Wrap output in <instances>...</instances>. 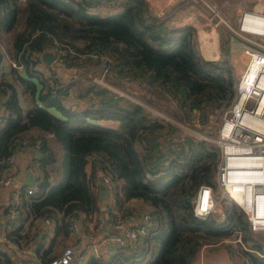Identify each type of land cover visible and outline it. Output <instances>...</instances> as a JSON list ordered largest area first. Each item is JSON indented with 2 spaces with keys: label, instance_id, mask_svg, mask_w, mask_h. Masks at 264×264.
Returning a JSON list of instances; mask_svg holds the SVG:
<instances>
[{
  "label": "trees",
  "instance_id": "trees-1",
  "mask_svg": "<svg viewBox=\"0 0 264 264\" xmlns=\"http://www.w3.org/2000/svg\"><path fill=\"white\" fill-rule=\"evenodd\" d=\"M166 21L150 12L147 0H0V41L17 66L0 72V170L8 166L6 155L26 141L38 151L39 180L34 192L20 191L15 219L4 233L20 248L32 240L41 264L56 257L50 247L67 235L69 216L81 229L92 225L91 239L107 233L104 211L123 220L132 215L129 200L147 205L150 224L105 257L90 253L71 264H192L203 245L224 248L233 264H264V248L233 203L221 199V218L214 211L202 218L192 212L197 187H215L217 144L137 102L179 121H189L196 109L199 122L213 127L231 101L230 34L220 30L223 55L204 60L192 27L172 28ZM53 40L69 50L60 86L49 82V64L41 57ZM102 67L104 80L132 99L93 79ZM53 142L60 145L59 160ZM108 186L112 202L101 209L99 192ZM36 219L52 221L47 248L38 241L42 232L35 236ZM236 236L240 243L232 241ZM5 244L0 264H21L17 249Z\"/></svg>",
  "mask_w": 264,
  "mask_h": 264
},
{
  "label": "built area",
  "instance_id": "built-area-1",
  "mask_svg": "<svg viewBox=\"0 0 264 264\" xmlns=\"http://www.w3.org/2000/svg\"><path fill=\"white\" fill-rule=\"evenodd\" d=\"M256 4L241 9L236 18L235 25L228 26L230 33L238 42H233L243 59L233 74V95L229 105L222 111L215 138H207L208 134H196L201 139L210 140L219 148V159L214 172L215 187L200 184L192 197V212L196 217H205L215 211L218 200L226 199L243 213L247 229L251 233L264 232V0H255ZM205 16L213 27H218L224 20L217 9L207 7ZM51 49L53 60L49 64V82L60 86L61 79L58 70L64 67L63 56L69 52L63 45L53 40ZM94 56V53H90ZM12 67H17L10 60ZM102 66V65H101ZM106 68L102 67L101 73L93 79L114 93L121 94L119 89L104 80ZM49 83V84H51ZM154 114L164 117L176 125V121L163 113L137 101ZM194 121V120H193ZM206 131V130H205ZM23 147L28 146L24 141ZM14 153L6 155L4 162L10 163ZM93 174L105 185L108 178L98 170ZM11 176H5L1 183L8 185ZM38 179L34 178L30 185L25 187L24 193L34 192L38 186ZM217 191L218 197L215 196ZM20 202V191L11 190L6 201V210L2 220V236L8 241L4 230L8 223L15 219ZM221 218V215H220ZM107 224L113 229L112 233L102 234L90 250L94 255H99V249L108 244L124 246L132 242L142 229L149 225L151 220L146 212L142 213L136 226L129 228L125 221L116 213L106 217ZM67 234L76 239L80 232L77 220L69 216L66 221ZM223 241L230 239L224 238ZM232 241H238L236 236ZM18 250L15 242H10ZM264 255V254H263ZM73 260V251L70 246H64L61 253L49 259L45 264H70Z\"/></svg>",
  "mask_w": 264,
  "mask_h": 264
},
{
  "label": "crops",
  "instance_id": "crops-1",
  "mask_svg": "<svg viewBox=\"0 0 264 264\" xmlns=\"http://www.w3.org/2000/svg\"><path fill=\"white\" fill-rule=\"evenodd\" d=\"M147 2L150 12L156 15H161L163 17H166L167 25L172 28H178V27L190 25V27L195 28V32L198 33L199 29L197 28L198 27L197 22L200 21L201 18L203 19L204 17H206L203 15L200 4L198 3L197 0H147ZM205 19L207 20V18ZM204 34L205 32L202 35ZM205 39H206L204 40L205 43L203 42L202 45L203 44L205 45L204 56L205 55L206 56L205 57L202 56L201 49L199 47V53L201 57L204 60L216 59L217 56H219V53L218 55L215 54V56L212 55L214 52L212 51V49H210L209 46L210 44L212 45L215 43L214 36L212 39L211 35H207ZM1 43L5 45L6 48L7 46L6 41L3 40ZM0 48H1V44H0ZM3 52L6 55V50H3ZM210 54L212 56H209ZM9 63H10V59H9ZM62 69H59L58 73L62 82H64L63 75H66V73H63ZM19 105L21 107L24 105L21 97H19ZM37 156H38V151L35 149V147L19 146L16 148L13 158L11 162L8 163V166H6L4 170H0V250L4 249V246H7L5 243L13 247V245L10 242L8 243L3 238L2 228H1L2 220L4 218V213L6 210V201H7L8 193L11 190H16V191L24 190L25 187L31 184L34 178H37L36 177L37 172L35 170L36 167L34 164L35 157ZM8 175L11 176L8 185H2L1 180ZM99 199L102 201L101 203L99 200V203L102 204L100 207L101 209H104L105 207L104 204L106 203L110 204L112 202L110 186L106 187V190L104 192L103 191L99 192ZM126 206L132 209L131 212L132 215L130 216L128 215V217L124 219L126 225H132L133 223L138 221L141 214L144 213L145 210L147 209V205L140 200H129L126 203ZM104 213L107 212L104 211L103 216ZM102 223L103 220L101 221V224ZM33 225L36 226L37 228L36 230H38V234L35 235L36 237L39 236L40 232H42L43 234V236L38 239V241L42 244V248H47L49 239L53 235L52 221L48 219H44V220L36 219L33 220ZM77 225L80 232L79 236L76 239H74L67 234L63 238H59V237L55 238L52 247H50L49 255L52 254L56 256L59 255L61 253L62 248L66 245L72 248L73 259H76L79 262H83L86 259V257L90 253H92V251L90 250L91 244L94 243L104 233L97 232L90 239L89 237H87V235H89L90 230H92V225L88 224V227L86 225V227L81 229L78 219H77ZM29 232L32 233L30 230ZM21 244L23 245V247L21 248L24 249V251L15 248L17 249V253L24 258L21 264H41L40 259L38 258L37 254L34 251V244L32 240L31 242L30 241L27 242L26 245H24L23 243ZM113 246H114L113 244H108L106 246L101 247V249H99L98 254H101L102 257H105L109 253V251H111ZM207 247L208 246L203 245L198 249L192 261V264H233L229 259L228 254L224 248L220 247L214 251H210Z\"/></svg>",
  "mask_w": 264,
  "mask_h": 264
},
{
  "label": "rangeland",
  "instance_id": "rangeland-1",
  "mask_svg": "<svg viewBox=\"0 0 264 264\" xmlns=\"http://www.w3.org/2000/svg\"><path fill=\"white\" fill-rule=\"evenodd\" d=\"M197 1L200 4L201 10H202L204 16H205V11L208 10L207 7H213L215 9H217L219 15L222 16L224 23H222L218 27H213L211 25V23L205 19L206 17H204L203 19L201 18V20L197 22V25H198L197 28L199 29V32L196 33L195 28H192L193 45H194L198 55L200 56V58H202L200 53H199V47L201 49V53L204 55L205 45L203 44L204 45L203 46L202 43L204 42V40H206L205 38L207 35H211L212 39L214 36L215 43L212 45L210 44L209 46H210V49H212V51L214 52L212 55L215 56V54L218 55V53H219V56H217V58H219L223 55V51L222 50L220 51V48H219V31L224 30V31L228 32L232 38V41L238 43L235 40L234 36L229 32L230 29L228 26H232L233 24L235 25V18L241 9H244L246 7H250L252 4H256V2H255V0H197ZM202 31L205 32L204 35H202L204 33ZM0 44H1V48H0V66H1L0 72L1 71L6 72L10 67V63H9L10 58H8V56L5 55V53L3 52V50H6L5 45H3L1 42H0ZM212 55L210 54L209 56H212ZM6 56H7V58H6ZM228 57H229V61H230L232 71L234 74V71H236L237 67L239 66V62H241L243 59V55L239 50H236L234 47L232 50L229 51ZM98 75L99 74H96L95 76H98ZM95 76H93V77H95ZM119 90L121 91V89H119ZM121 92L124 93L127 97L132 99V97H130L125 91L122 90ZM197 114H198V111L196 109H192L189 121H179L176 119L175 120L173 119V120L176 121V126L179 127L183 132L192 134L194 136L196 134L200 135L204 132V134L205 133L208 134L207 138L213 140L215 138V133H216L217 127L219 125L220 118L213 127L210 125H208V126L204 125L203 126L199 122ZM53 146L55 147V150L57 152V160H59V158L61 156L60 145L53 142ZM215 192H217V191L214 190V193ZM215 196L218 197V194ZM226 202H228V201L226 200ZM221 206H222V200L220 202V199H219L218 203L216 205L215 211H214L218 215L221 214ZM251 235H252V238H254L258 242L260 247L264 248V232L252 233Z\"/></svg>",
  "mask_w": 264,
  "mask_h": 264
},
{
  "label": "water",
  "instance_id": "water-1",
  "mask_svg": "<svg viewBox=\"0 0 264 264\" xmlns=\"http://www.w3.org/2000/svg\"><path fill=\"white\" fill-rule=\"evenodd\" d=\"M41 57L43 61H45V63L50 64L54 56L51 52H44L42 53ZM214 194L217 195V192H215ZM106 217H107V213H104L102 227L107 233H112L113 229L107 224Z\"/></svg>",
  "mask_w": 264,
  "mask_h": 264
},
{
  "label": "bare ground",
  "instance_id": "bare-ground-1",
  "mask_svg": "<svg viewBox=\"0 0 264 264\" xmlns=\"http://www.w3.org/2000/svg\"><path fill=\"white\" fill-rule=\"evenodd\" d=\"M202 56H204L203 54H202ZM205 57V56H204Z\"/></svg>",
  "mask_w": 264,
  "mask_h": 264
}]
</instances>
